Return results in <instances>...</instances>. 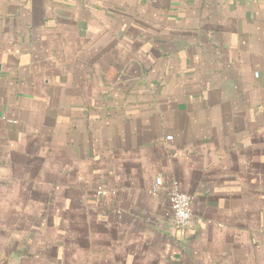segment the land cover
<instances>
[{"label": "crops", "instance_id": "crops-1", "mask_svg": "<svg viewBox=\"0 0 264 264\" xmlns=\"http://www.w3.org/2000/svg\"><path fill=\"white\" fill-rule=\"evenodd\" d=\"M0 264H264V0H0Z\"/></svg>", "mask_w": 264, "mask_h": 264}, {"label": "built area", "instance_id": "built-area-1", "mask_svg": "<svg viewBox=\"0 0 264 264\" xmlns=\"http://www.w3.org/2000/svg\"><path fill=\"white\" fill-rule=\"evenodd\" d=\"M160 183V180H157L156 186H159ZM97 193L103 197L114 194L113 191L106 190L104 188H99ZM166 195L172 211L173 223L175 227L179 230H185L189 226L192 216L191 196L181 191L175 182L169 185Z\"/></svg>", "mask_w": 264, "mask_h": 264}]
</instances>
